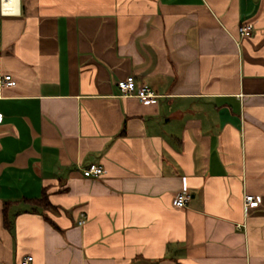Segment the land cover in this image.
<instances>
[{
    "label": "crops",
    "instance_id": "0c3cea01",
    "mask_svg": "<svg viewBox=\"0 0 264 264\" xmlns=\"http://www.w3.org/2000/svg\"><path fill=\"white\" fill-rule=\"evenodd\" d=\"M5 75L0 264H264V0H0Z\"/></svg>",
    "mask_w": 264,
    "mask_h": 264
},
{
    "label": "built area",
    "instance_id": "2783aa9c",
    "mask_svg": "<svg viewBox=\"0 0 264 264\" xmlns=\"http://www.w3.org/2000/svg\"><path fill=\"white\" fill-rule=\"evenodd\" d=\"M253 25H242L239 29L242 36H251L253 34ZM1 85H12V79L10 75H5L0 80ZM120 95L123 97H135L141 103H150L154 102L159 95H157L152 89L145 86H138L134 76L130 75L124 79H121L117 83ZM3 115L0 113V121H2ZM83 175L88 178L99 177L104 173V168L102 165L91 164L88 167L83 168ZM189 193L187 188L180 193L176 200L175 204L178 207L185 206L189 200ZM260 204V197L258 195L248 194L244 195V206L246 208H256ZM85 215L82 214V218L79 221V224L82 225L85 223ZM33 257H26L20 264H29L32 261Z\"/></svg>",
    "mask_w": 264,
    "mask_h": 264
},
{
    "label": "trees",
    "instance_id": "16d2710c",
    "mask_svg": "<svg viewBox=\"0 0 264 264\" xmlns=\"http://www.w3.org/2000/svg\"><path fill=\"white\" fill-rule=\"evenodd\" d=\"M31 202H32L31 204L33 206L31 210H37L39 208H46V207L51 206L49 196L46 192H44L40 198H36V199L31 200ZM11 204H12L11 202H6L5 208H4V221H5V225L8 228H10L12 225V221H11L9 214H8V209H9V206Z\"/></svg>",
    "mask_w": 264,
    "mask_h": 264
}]
</instances>
